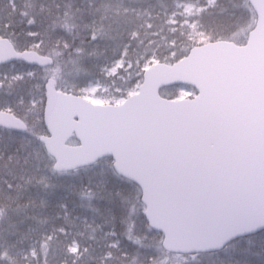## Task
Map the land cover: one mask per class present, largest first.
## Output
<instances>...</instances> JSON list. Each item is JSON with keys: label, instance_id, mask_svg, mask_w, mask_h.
Here are the masks:
<instances>
[{"label": "snow or ice", "instance_id": "obj_1", "mask_svg": "<svg viewBox=\"0 0 264 264\" xmlns=\"http://www.w3.org/2000/svg\"><path fill=\"white\" fill-rule=\"evenodd\" d=\"M0 264H264V0H0Z\"/></svg>", "mask_w": 264, "mask_h": 264}]
</instances>
